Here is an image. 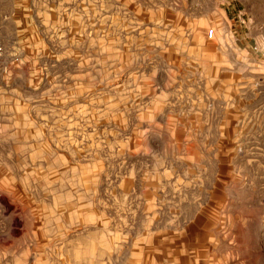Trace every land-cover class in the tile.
I'll list each match as a JSON object with an SVG mask.
<instances>
[{"label": "rangeland", "instance_id": "obj_1", "mask_svg": "<svg viewBox=\"0 0 264 264\" xmlns=\"http://www.w3.org/2000/svg\"><path fill=\"white\" fill-rule=\"evenodd\" d=\"M0 23V264H264V0H0Z\"/></svg>", "mask_w": 264, "mask_h": 264}, {"label": "built area", "instance_id": "obj_2", "mask_svg": "<svg viewBox=\"0 0 264 264\" xmlns=\"http://www.w3.org/2000/svg\"><path fill=\"white\" fill-rule=\"evenodd\" d=\"M214 36L213 29L207 31V37L212 38ZM18 59L10 55L1 35V23H0V89L9 80V75L12 70V65Z\"/></svg>", "mask_w": 264, "mask_h": 264}]
</instances>
